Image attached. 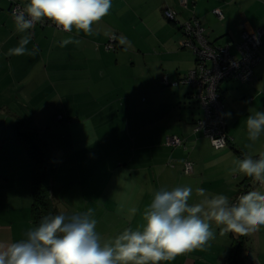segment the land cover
Segmentation results:
<instances>
[{
  "label": "crops",
  "instance_id": "crops-1",
  "mask_svg": "<svg viewBox=\"0 0 264 264\" xmlns=\"http://www.w3.org/2000/svg\"><path fill=\"white\" fill-rule=\"evenodd\" d=\"M13 1L22 5L27 2ZM188 3V10H184L177 0H112L109 14L93 25L90 34L36 27L28 30V52L18 56L9 50L19 46L25 33L16 30L10 15L11 2L0 0V113L13 111L19 105L35 112L55 109L59 114L52 117L54 121L66 124L61 129L63 135L54 141L55 147L45 142L46 150L57 162L52 199L58 213H67L68 204L61 197L63 187L73 182L74 186L88 188L83 176L95 195L92 201L100 202L97 161L87 163L82 173L74 152L81 140L116 144L120 155L128 150L107 171L105 200L116 211L117 207L122 209L121 213L108 211L109 221L126 223L127 228L142 225L144 208L161 188L191 186L193 196L189 203L199 199L195 195L197 187L210 194L227 195L230 202L240 191H264V186L253 178L230 173L234 160L243 159L245 154H264V134L252 142L246 128L248 115L264 111V34L261 61L254 68L255 81L220 84L225 114H231L226 115L230 144L223 150L216 151L207 138L194 134L202 110L192 89L162 82L163 78L170 83L179 80L195 67V56L180 49L179 27L166 20V8L175 10L180 22L197 18L207 30L211 44L235 46L243 31L264 32V0ZM216 9L222 12V20L213 14ZM112 35L116 36L115 50L107 51L105 45ZM69 36L80 43L61 46ZM231 51L234 53V48ZM59 116L66 123L58 122ZM7 121L0 119V240L15 241L34 227L32 164L17 140V121L12 118L11 125ZM91 127L94 132L83 137L81 133ZM170 136L182 139L185 148L167 147L165 140ZM249 144L252 148L246 147ZM186 161L193 164L191 174L185 173ZM75 171L78 179L71 177ZM133 209L137 211L134 213ZM211 229L215 238L209 241V247L177 256L173 264H226L231 237L236 233L224 231L223 225L214 222ZM243 238L244 264H264V226Z\"/></svg>",
  "mask_w": 264,
  "mask_h": 264
},
{
  "label": "clouds",
  "instance_id": "clouds-1",
  "mask_svg": "<svg viewBox=\"0 0 264 264\" xmlns=\"http://www.w3.org/2000/svg\"><path fill=\"white\" fill-rule=\"evenodd\" d=\"M111 7L112 0H27L22 9L13 12L16 30L25 35L9 53L25 55L31 40L28 30L46 21L65 33L75 30L90 34ZM69 43L80 41L69 36L61 46ZM246 128L248 140H258L264 134V111L248 115ZM246 147L252 148V144ZM233 164L231 174H243L264 186V154H245ZM195 195L197 202L189 203L191 186L161 188L144 208L142 225L125 228L103 243L92 208L46 215L21 239L0 240V264H160L209 247V241L215 238L211 222L240 235L264 226V191H248L235 203L227 195L210 194L203 187H197Z\"/></svg>",
  "mask_w": 264,
  "mask_h": 264
},
{
  "label": "built area",
  "instance_id": "built-area-1",
  "mask_svg": "<svg viewBox=\"0 0 264 264\" xmlns=\"http://www.w3.org/2000/svg\"><path fill=\"white\" fill-rule=\"evenodd\" d=\"M9 1L11 2L10 15L14 20L13 12L22 9L23 5L13 0ZM177 1L181 8L188 10V0ZM213 14L219 20L223 19V14L219 9L214 10ZM164 16L168 22L178 25L181 35L180 49L190 51L195 56V67L179 80L170 83L167 78H163L162 82L166 86L188 85L192 89L193 98L202 110V117L195 123L194 134H201L207 138L216 151L223 150L230 144V138L226 130L225 106L222 101L220 84L225 81L251 84L255 81L254 68L261 61L260 52L264 32L262 30L243 31L237 45L227 43L224 46H215L209 42L207 30L197 18L191 17L189 20L180 22L179 14L171 8L165 9ZM36 27H48L62 31L47 21L43 24H36L32 29ZM115 44L116 36L112 35L105 45L106 50L114 51ZM232 48L235 50L234 53L231 51ZM165 145L171 148H185L183 140L176 136L167 137ZM192 168V162L184 163L186 174H191ZM242 194L245 193L238 192L233 203Z\"/></svg>",
  "mask_w": 264,
  "mask_h": 264
},
{
  "label": "rangeland",
  "instance_id": "rangeland-1",
  "mask_svg": "<svg viewBox=\"0 0 264 264\" xmlns=\"http://www.w3.org/2000/svg\"><path fill=\"white\" fill-rule=\"evenodd\" d=\"M59 114L58 111H55V109H48L45 111H31L26 106H14L13 111H5L0 113V119H8L7 123L8 125H11V119H15L18 123L16 125L18 128L25 127L30 130L36 131L40 134L41 138L44 140V142H48L51 146V148L55 147L54 141L63 135V132H61V129L66 127L61 124L59 125L54 121L55 115ZM61 117V119L59 118ZM57 118L58 122H64V117L59 116ZM52 118V119H51ZM50 121V122H45ZM32 125V126H31ZM22 130V129H21ZM91 132H94V128L86 129L85 132L81 133L83 137L90 136L89 134ZM94 141L89 143H84L82 140L77 141L76 143V149L74 152L78 154V159L80 161V170L82 173L86 169L87 163L90 161L93 163L94 161H97L98 170H99V177L100 181L98 184L99 188V203L94 202L93 198L95 197L94 193L91 192L89 189V180L83 176L84 182L87 184L88 188H85L81 185H75L73 182L69 183V186L66 188H62L61 197L62 201H65L68 206L65 207V211L67 213H73L77 211H85L87 208H92L94 210V218L97 220V226L96 231L101 237V242L103 243L106 240L114 238L116 235L121 233L125 228H127V224L125 223H119L117 221H109V213L116 211L114 207H109L106 200V191H107V181L109 177V173L107 172L108 169H110L111 166L114 165L116 159L123 157L124 155L128 154V150L125 152V154H118V151L116 150V144L110 146L107 144L101 145V144H95ZM125 148L127 146L125 145ZM132 148V147H131ZM128 149V148H127ZM59 156V154H57ZM60 158V157H59ZM83 158H86L87 161H83ZM88 158V159H87ZM85 160V159H84ZM72 166H75V161H72ZM73 179H78V175L75 171L73 175H71ZM58 191V189L56 190ZM134 193L133 191H130ZM88 200V201H87ZM89 202V204H88ZM233 203V202H232ZM64 211V208H63ZM116 212H122L121 208L117 207ZM179 257H176L178 259ZM184 257H181V259ZM195 260L198 257H193ZM191 258V259H193ZM262 261L264 260V257L261 258ZM173 261H162L160 264H173L175 262Z\"/></svg>",
  "mask_w": 264,
  "mask_h": 264
},
{
  "label": "trees",
  "instance_id": "trees-1",
  "mask_svg": "<svg viewBox=\"0 0 264 264\" xmlns=\"http://www.w3.org/2000/svg\"><path fill=\"white\" fill-rule=\"evenodd\" d=\"M16 137L25 147L27 156L32 164L31 217L33 226H37L44 216L58 213L52 199L57 162L46 150L44 140L36 131L20 127L17 130ZM243 248V235L238 233L232 235L230 253L226 264H244Z\"/></svg>",
  "mask_w": 264,
  "mask_h": 264
}]
</instances>
